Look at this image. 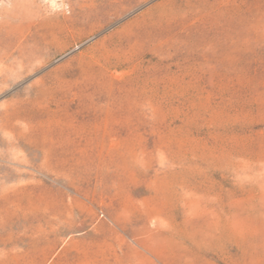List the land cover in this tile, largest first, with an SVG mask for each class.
Returning <instances> with one entry per match:
<instances>
[{"label": "rangeland", "instance_id": "1", "mask_svg": "<svg viewBox=\"0 0 264 264\" xmlns=\"http://www.w3.org/2000/svg\"><path fill=\"white\" fill-rule=\"evenodd\" d=\"M0 264H264V0H0Z\"/></svg>", "mask_w": 264, "mask_h": 264}]
</instances>
